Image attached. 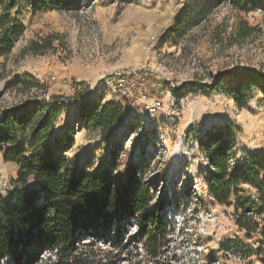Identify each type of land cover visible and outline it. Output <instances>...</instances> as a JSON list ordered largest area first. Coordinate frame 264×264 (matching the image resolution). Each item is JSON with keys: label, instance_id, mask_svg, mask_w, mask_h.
<instances>
[{"label": "rangeland", "instance_id": "374dc122", "mask_svg": "<svg viewBox=\"0 0 264 264\" xmlns=\"http://www.w3.org/2000/svg\"><path fill=\"white\" fill-rule=\"evenodd\" d=\"M237 1L252 10L236 8ZM26 8L20 17L25 23L23 37L10 54H0V108L63 97L66 108L54 134L75 130V146L68 157L93 169L121 142V161L147 159L149 173L164 179L157 198L169 202L172 244L161 264H260L255 256L244 259L226 244L244 240V233L236 226L232 209L209 199V166L195 137L231 122L240 146L263 154L261 92L255 88L248 108L240 110L224 94L187 93L185 86L210 84L218 74L241 69L264 74V0H78L74 10L37 14ZM182 18L187 19L185 34L165 42L167 31ZM44 38L53 39L52 49L22 55L31 41ZM133 67L148 69L156 85L148 87L145 98L139 94L110 98L100 90L106 76ZM26 75L43 87L30 91L7 87ZM98 99L102 104L119 102L124 108L106 142L86 128L80 116L81 109L88 115ZM19 171L17 164L0 156V200L21 188ZM35 186L30 179L27 187ZM136 228L134 222L131 233ZM127 259L137 264L136 257L120 264H129ZM3 264L12 262L7 259Z\"/></svg>", "mask_w": 264, "mask_h": 264}, {"label": "trees", "instance_id": "16d2710c", "mask_svg": "<svg viewBox=\"0 0 264 264\" xmlns=\"http://www.w3.org/2000/svg\"><path fill=\"white\" fill-rule=\"evenodd\" d=\"M238 2L236 8L252 10ZM77 3L0 0V54H10L23 37L20 17L26 7L37 14L50 9L74 10ZM186 23V18L178 20L167 31L165 42L185 34ZM52 44L51 38L31 41L22 55L43 54ZM7 87L30 91L43 86L26 75ZM185 88L187 93L224 94L240 110L248 108L258 88L264 106V74L246 69L218 74L210 84L188 83ZM65 108L60 96L0 108V156L20 167L21 186L0 200V264L7 259L12 264H120L129 257L138 258L137 264H161L172 244V225L166 215L169 202L166 197L157 198L164 179L149 173L147 159L121 161V142L93 169L68 157L66 153L75 146V130L54 134ZM123 115L121 103L102 104L101 99L88 115L84 109L80 112L85 127L97 131L102 142ZM195 141L209 166V199L232 209L235 224L244 233V240L226 244L233 245L242 258L255 256L264 264V153L242 148L231 122L199 132ZM30 179L36 183L33 188L27 187ZM134 222L137 228L131 233Z\"/></svg>", "mask_w": 264, "mask_h": 264}, {"label": "built area", "instance_id": "2783aa9c", "mask_svg": "<svg viewBox=\"0 0 264 264\" xmlns=\"http://www.w3.org/2000/svg\"><path fill=\"white\" fill-rule=\"evenodd\" d=\"M155 86L148 69L133 67L106 76L100 90L110 98H113L114 94L126 98H135L139 94L145 98L148 87Z\"/></svg>", "mask_w": 264, "mask_h": 264}, {"label": "crops", "instance_id": "0c3cea01", "mask_svg": "<svg viewBox=\"0 0 264 264\" xmlns=\"http://www.w3.org/2000/svg\"><path fill=\"white\" fill-rule=\"evenodd\" d=\"M26 10L28 11V13H31V14H33V9L31 8V6H28L27 8H26ZM58 10V9H57ZM41 13H43V12H41ZM21 23L24 25V27H25V23H24V21L22 20V18H21Z\"/></svg>", "mask_w": 264, "mask_h": 264}]
</instances>
